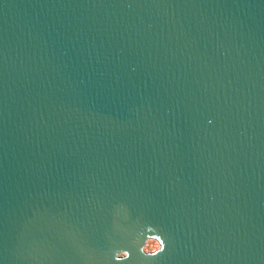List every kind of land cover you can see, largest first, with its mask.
<instances>
[{
    "label": "water",
    "instance_id": "water-1",
    "mask_svg": "<svg viewBox=\"0 0 264 264\" xmlns=\"http://www.w3.org/2000/svg\"><path fill=\"white\" fill-rule=\"evenodd\" d=\"M122 250L264 264V0H0V264Z\"/></svg>",
    "mask_w": 264,
    "mask_h": 264
},
{
    "label": "clouds",
    "instance_id": "clouds-1",
    "mask_svg": "<svg viewBox=\"0 0 264 264\" xmlns=\"http://www.w3.org/2000/svg\"><path fill=\"white\" fill-rule=\"evenodd\" d=\"M165 248H166V245L164 244V240L161 238L157 240V242L154 243V246L150 248L141 247L139 251L145 257L154 258L162 254L165 251ZM129 258H130L129 251H123V250L117 253L114 257L116 264H122V262L125 259H129Z\"/></svg>",
    "mask_w": 264,
    "mask_h": 264
},
{
    "label": "rangeland",
    "instance_id": "rangeland-1",
    "mask_svg": "<svg viewBox=\"0 0 264 264\" xmlns=\"http://www.w3.org/2000/svg\"><path fill=\"white\" fill-rule=\"evenodd\" d=\"M155 242H157L156 239H154V238H148V239L145 240V242H144V244H143L142 247L150 248V247L154 246V243Z\"/></svg>",
    "mask_w": 264,
    "mask_h": 264
}]
</instances>
